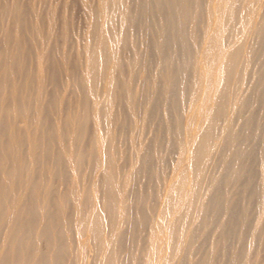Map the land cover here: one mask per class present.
<instances>
[{"label":"bare ground","instance_id":"obj_1","mask_svg":"<svg viewBox=\"0 0 264 264\" xmlns=\"http://www.w3.org/2000/svg\"><path fill=\"white\" fill-rule=\"evenodd\" d=\"M0 264H264V0H0Z\"/></svg>","mask_w":264,"mask_h":264}]
</instances>
